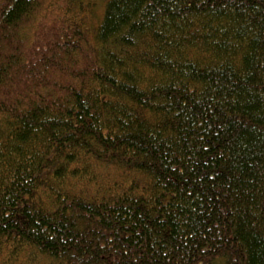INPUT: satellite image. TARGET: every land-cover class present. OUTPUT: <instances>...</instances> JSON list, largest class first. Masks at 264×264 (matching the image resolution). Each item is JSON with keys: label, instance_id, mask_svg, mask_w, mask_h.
Wrapping results in <instances>:
<instances>
[{"label": "trees", "instance_id": "trees-1", "mask_svg": "<svg viewBox=\"0 0 264 264\" xmlns=\"http://www.w3.org/2000/svg\"><path fill=\"white\" fill-rule=\"evenodd\" d=\"M0 264H264V0H0Z\"/></svg>", "mask_w": 264, "mask_h": 264}, {"label": "rangeland", "instance_id": "rangeland-1", "mask_svg": "<svg viewBox=\"0 0 264 264\" xmlns=\"http://www.w3.org/2000/svg\"><path fill=\"white\" fill-rule=\"evenodd\" d=\"M97 10H98V11H96V14L99 15L100 10H101V7H99Z\"/></svg>", "mask_w": 264, "mask_h": 264}]
</instances>
